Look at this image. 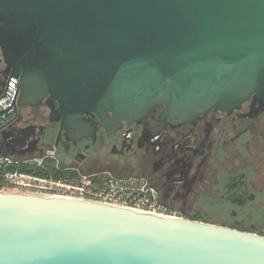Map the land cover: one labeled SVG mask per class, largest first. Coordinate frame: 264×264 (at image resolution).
<instances>
[{"label": "water", "instance_id": "1", "mask_svg": "<svg viewBox=\"0 0 264 264\" xmlns=\"http://www.w3.org/2000/svg\"><path fill=\"white\" fill-rule=\"evenodd\" d=\"M0 50L18 79L13 106L44 103L73 143L159 106L176 126L250 99L264 108V0H0ZM42 130L3 133L0 154H32L26 142ZM0 264H264V236L0 192Z\"/></svg>", "mask_w": 264, "mask_h": 264}, {"label": "flooded vegetation", "instance_id": "2", "mask_svg": "<svg viewBox=\"0 0 264 264\" xmlns=\"http://www.w3.org/2000/svg\"><path fill=\"white\" fill-rule=\"evenodd\" d=\"M3 67L0 50V91L7 80ZM161 110L110 134L97 128L93 137L73 143L48 122L44 103H16L7 128L16 134L19 128L43 127L26 149L35 143L32 154L52 151L67 170L114 171L148 181L178 217L212 223L204 220L219 215L213 224L264 236V108L250 99L239 109H211L179 126L161 119ZM87 118L98 123L95 116Z\"/></svg>", "mask_w": 264, "mask_h": 264}, {"label": "built area", "instance_id": "3", "mask_svg": "<svg viewBox=\"0 0 264 264\" xmlns=\"http://www.w3.org/2000/svg\"><path fill=\"white\" fill-rule=\"evenodd\" d=\"M18 79L9 77L0 91V142L2 135L9 132L7 125L13 113L17 96ZM3 144V143H2ZM50 150L39 154H0V192L24 193L37 196H59L101 202L127 207L137 211L162 216H176L159 199L158 192L143 179L117 177L108 171L86 173L61 167ZM52 161V167L46 161ZM26 169V170H22ZM66 172L61 178H53L50 170ZM42 171L49 177L35 175Z\"/></svg>", "mask_w": 264, "mask_h": 264}, {"label": "trees", "instance_id": "4", "mask_svg": "<svg viewBox=\"0 0 264 264\" xmlns=\"http://www.w3.org/2000/svg\"><path fill=\"white\" fill-rule=\"evenodd\" d=\"M54 157H56V160L59 162V164H60V161L58 160V158H57V155L56 156H54ZM53 163H52V161L51 160H47L46 161V165H47V167H49V168H51ZM60 166L61 167H65V164H63V163H61L60 164ZM22 170H26V169H22ZM50 173H52V175H53V178H61V177H65V175H67V173L66 172H61V171H55V170H50ZM34 174L35 175H38V176H42V177H49V175L47 174V173H44V172H42V171H36V172H34ZM192 220H196V221H203L202 219H199V218H191Z\"/></svg>", "mask_w": 264, "mask_h": 264}, {"label": "rangeland", "instance_id": "5", "mask_svg": "<svg viewBox=\"0 0 264 264\" xmlns=\"http://www.w3.org/2000/svg\"><path fill=\"white\" fill-rule=\"evenodd\" d=\"M61 164V163H60ZM86 173H93V172H105V171H102V170H98V169H93V170H86L84 171ZM115 178L117 177H121L122 175H119L118 172H111ZM124 177V176H122ZM212 218L211 219H208V220H204V221H209V222H212V223H216V220H218L217 218H219V215H215V216H211Z\"/></svg>", "mask_w": 264, "mask_h": 264}, {"label": "bare ground", "instance_id": "6", "mask_svg": "<svg viewBox=\"0 0 264 264\" xmlns=\"http://www.w3.org/2000/svg\"><path fill=\"white\" fill-rule=\"evenodd\" d=\"M14 194H24V193H14ZM24 195H30V194H24ZM33 196H37V195H33ZM45 197V196H42Z\"/></svg>", "mask_w": 264, "mask_h": 264}]
</instances>
